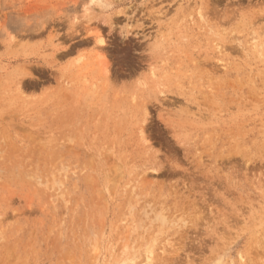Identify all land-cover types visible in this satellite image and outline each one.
<instances>
[{"label": "rangeland", "instance_id": "rangeland-1", "mask_svg": "<svg viewBox=\"0 0 264 264\" xmlns=\"http://www.w3.org/2000/svg\"><path fill=\"white\" fill-rule=\"evenodd\" d=\"M0 264H264V0H0Z\"/></svg>", "mask_w": 264, "mask_h": 264}]
</instances>
